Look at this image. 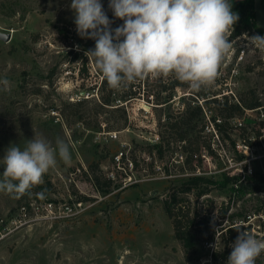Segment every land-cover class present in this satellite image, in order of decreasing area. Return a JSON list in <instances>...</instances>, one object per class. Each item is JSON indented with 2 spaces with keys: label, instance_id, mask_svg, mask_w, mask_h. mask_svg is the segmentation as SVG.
<instances>
[{
  "label": "rangeland",
  "instance_id": "374dc122",
  "mask_svg": "<svg viewBox=\"0 0 264 264\" xmlns=\"http://www.w3.org/2000/svg\"><path fill=\"white\" fill-rule=\"evenodd\" d=\"M101 3L107 16H114L109 0ZM253 3L255 35L264 36V0ZM70 4L0 0V32L12 36L9 42L0 40V80L10 82L7 91L0 84V178L7 148L14 144L23 149L35 134L53 147L57 137L64 139L72 154L71 163L50 169L31 195L0 192V264H217L212 254L225 247L222 227L243 222L251 234H264V193L242 196L224 185L212 191L209 201L197 203L199 218L209 222L195 228L199 258L188 261L163 205L173 192L169 188L179 190L178 180L190 175L184 168L186 155L164 128V117L176 116L195 100L208 121L218 104L205 101L237 102L252 89L264 104V50L249 44L246 37L252 35L232 41L210 88L196 92L183 82L171 105H156L152 90H161L171 77L149 76L114 89L113 105L104 106L98 93L102 76L94 61L72 62L66 56L77 50L59 34L63 27H76ZM131 89L136 98L119 101ZM263 120L264 109L246 111L228 121L222 140L212 126H205L194 141L213 142L215 155L204 153L196 173H226L241 176V181L264 177V136L253 139L264 133ZM160 136L165 144L171 141L163 159L151 147ZM250 140L255 145L248 148L244 143ZM40 192L45 198L36 195ZM191 201L195 204L193 197ZM263 259L260 255L255 264Z\"/></svg>",
  "mask_w": 264,
  "mask_h": 264
},
{
  "label": "clouds",
  "instance_id": "9594fccd",
  "mask_svg": "<svg viewBox=\"0 0 264 264\" xmlns=\"http://www.w3.org/2000/svg\"><path fill=\"white\" fill-rule=\"evenodd\" d=\"M123 24L113 29L101 0H71L76 31L95 41L86 52L111 89L137 79L174 76L193 91L214 86L221 64L233 47L229 40L239 20L231 0H109ZM264 50V36L246 37ZM9 81L0 80L7 91ZM70 145L57 137L55 147L34 135L21 149L10 145L3 157L0 192L22 197L44 183L43 177L60 162L70 164ZM45 198L44 192L36 193ZM239 233L227 264H255L264 253V240L249 231Z\"/></svg>",
  "mask_w": 264,
  "mask_h": 264
},
{
  "label": "trees",
  "instance_id": "16d2710c",
  "mask_svg": "<svg viewBox=\"0 0 264 264\" xmlns=\"http://www.w3.org/2000/svg\"><path fill=\"white\" fill-rule=\"evenodd\" d=\"M231 3L232 10L237 12L239 15V20L234 25V31L232 32L229 40L234 41L244 34L252 36L255 35V32L257 33L259 30L254 23L253 0H231ZM108 18L113 21L111 25L113 29L123 24V21L115 16H108ZM59 34L65 38L66 44L71 43L77 49H70L69 52L66 53L67 57H71L72 62H78L82 59L88 60L86 52L93 49V46L95 45L94 40L81 38L76 31V27L73 30L63 27L59 29ZM97 72L98 75L102 76L99 71ZM170 77L171 81L169 84L161 83V86H159L161 90L157 92H154V89L152 90L151 95L155 99L153 104L166 106L171 105L175 91L178 88L183 87V82L177 80L174 76ZM98 93H100L102 97V105H113V102L115 101L112 99L114 89H111L108 86L103 76L100 82V87L98 88ZM162 93L166 94L162 96ZM134 98H136V91L133 92L131 89L128 94L126 93L121 96L119 101L128 102ZM205 103L218 104L216 108L210 111L208 121H205L207 114H205L203 108L195 100H193L190 104H186L184 110L178 112L176 116L167 114L164 117V120L167 121L164 128L171 136H174L181 153L186 155L184 168L185 170L190 171L189 176L178 180V184L180 185V189L178 188L179 190L169 188L173 192L170 193V196L163 204L166 214L172 221L175 238L181 243L185 257L188 261L199 258V256L196 257V255H198L199 244L201 242L198 238L199 232L195 228H197V225L209 222V219L206 217L199 218V210L198 208L196 209V207L200 199L204 198L203 200L209 201V196L214 189L224 188V185L229 184L232 185V190L240 191L242 196L252 194L257 196L264 193V177L260 178V180H256L253 176H250L244 181H241V176L229 177L226 173L218 176H208V174L204 172L201 173V171L196 173V170H201V167L203 166L202 155L204 153L205 156L207 155L209 157H213L215 155V149L212 144L213 142H204L203 145H198V141H194L196 134L202 133L204 131V127L210 125L216 132L217 138L219 140L220 138L221 140L224 139L223 135L227 132L229 120L242 118L246 111H260L264 109V104L262 99L258 96L257 90H249L244 96L238 98L237 102H228L225 98V102L219 103L215 98L210 101H205ZM260 125L261 130L264 131V120ZM262 136H264V133L262 134V132H257L253 139L255 138L258 140ZM262 140L264 141V137ZM170 142L171 141L167 140V143L165 144V138L162 136L159 142L151 145L152 149L156 150L158 158L163 159L165 157V153L170 150ZM233 145L234 152L237 153L236 146L235 144ZM244 145L251 148L255 145V143L253 140H250L249 142L245 141ZM97 168L98 167L95 169ZM91 170L94 171L93 167H91ZM219 181H221V184ZM189 196L190 201L188 198ZM192 197L195 199V204H192ZM225 214L226 213L223 215ZM235 217V214L230 216L232 222ZM236 229L246 230L245 226L240 224V222H233L229 226L221 228L222 233H220V237L225 244V247L223 250L216 251L212 254V257L217 264L227 263L228 257L232 251L231 246L234 244L239 234ZM257 264H264V259L263 261H258Z\"/></svg>",
  "mask_w": 264,
  "mask_h": 264
},
{
  "label": "water",
  "instance_id": "95a60500",
  "mask_svg": "<svg viewBox=\"0 0 264 264\" xmlns=\"http://www.w3.org/2000/svg\"><path fill=\"white\" fill-rule=\"evenodd\" d=\"M11 38H12L11 34L0 32V40L4 42H9Z\"/></svg>",
  "mask_w": 264,
  "mask_h": 264
},
{
  "label": "built area",
  "instance_id": "2783aa9c",
  "mask_svg": "<svg viewBox=\"0 0 264 264\" xmlns=\"http://www.w3.org/2000/svg\"><path fill=\"white\" fill-rule=\"evenodd\" d=\"M260 217L261 218H263V215L262 214H260ZM264 219V218H263ZM241 224L243 225V226H245V224L246 223H243V222H241ZM246 227V226H245ZM246 231H248L247 230V228H246ZM250 232V231H249ZM257 239H261V240H263V238H264V234L263 233H257V235H254ZM261 256H264V253H261ZM213 258V257H212ZM208 263H210V262H208Z\"/></svg>",
  "mask_w": 264,
  "mask_h": 264
}]
</instances>
